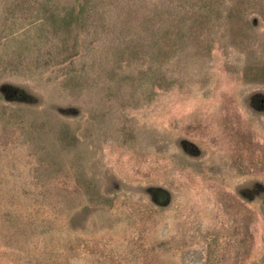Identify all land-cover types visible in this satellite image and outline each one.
Here are the masks:
<instances>
[{
	"label": "rangeland",
	"instance_id": "374dc122",
	"mask_svg": "<svg viewBox=\"0 0 264 264\" xmlns=\"http://www.w3.org/2000/svg\"><path fill=\"white\" fill-rule=\"evenodd\" d=\"M0 264H264V0H0Z\"/></svg>",
	"mask_w": 264,
	"mask_h": 264
}]
</instances>
